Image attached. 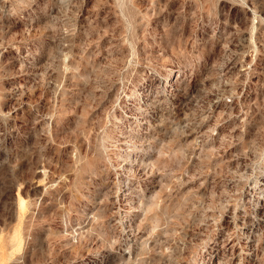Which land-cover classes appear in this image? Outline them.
Instances as JSON below:
<instances>
[{"label":"rangeland","instance_id":"374dc122","mask_svg":"<svg viewBox=\"0 0 264 264\" xmlns=\"http://www.w3.org/2000/svg\"><path fill=\"white\" fill-rule=\"evenodd\" d=\"M0 264H264V0H0Z\"/></svg>","mask_w":264,"mask_h":264}]
</instances>
